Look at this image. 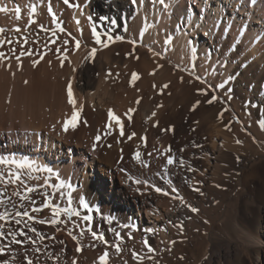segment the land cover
Masks as SVG:
<instances>
[{"label": "bare ground", "instance_id": "bare-ground-1", "mask_svg": "<svg viewBox=\"0 0 264 264\" xmlns=\"http://www.w3.org/2000/svg\"><path fill=\"white\" fill-rule=\"evenodd\" d=\"M69 3H79L81 8L69 7L62 0H0V7L10 9L0 12V27L5 29L4 37L13 41L0 47L9 57L0 60V155L53 169L51 174L41 171L34 175L40 177V183L47 179L57 187L61 181L70 183L73 207L88 214L77 203V198H84L93 209L90 227L102 232L109 243L93 241L86 232L80 237L83 251L77 253L68 230L78 235L80 228L71 221L58 225L64 229L59 232L29 221L46 236L37 241L41 253H35L30 244L15 245L16 251L5 253L0 262L8 258L12 264H27L28 259L33 264H71L72 260L99 264L98 257L108 250L109 264H140L131 251L153 257L143 264H264V0L254 4L251 0H166L167 10L150 0ZM33 5L35 13H31ZM49 6L58 17L55 23ZM16 7L21 9L19 20ZM94 24L109 44L107 48L96 43ZM17 27L20 32L15 31ZM145 27L148 31L141 37ZM108 35L113 41H108ZM117 36L124 40H115ZM166 36L172 37L170 45L164 43ZM73 37L81 41L79 50ZM65 40L69 43L63 44ZM93 47L96 56L85 59ZM21 51L33 55L17 61L15 56ZM41 54L43 60L33 66ZM65 55L66 60L62 59ZM108 69L113 71V83L132 92L135 87L141 89L135 92L140 103L123 107L116 115L124 125V136L115 120L104 133L88 136L87 142L30 132L40 119L37 106L48 94L65 103V96L56 94L69 83L80 114L103 106L104 72ZM133 72L139 76L134 83ZM221 83L223 88L218 87ZM213 96L216 99L208 103ZM67 107L73 110L71 104ZM129 109L134 111L129 113ZM134 130L142 132L146 141L143 137L129 139ZM98 134L99 142L95 140ZM169 147L172 151L167 155L175 158L172 165L167 164L165 154ZM243 148L256 155L250 156ZM137 151L147 167L135 160ZM244 158L248 165H242ZM237 176L241 177L238 190L244 196L242 212L236 216L234 230L218 239L222 224L213 213L220 202L227 203ZM137 179L148 184H136ZM157 187L162 191L156 192ZM53 204L65 206L66 199L57 193ZM34 215L51 216V210ZM72 219L81 227L88 225L78 217ZM53 235L55 241L50 239ZM145 239L155 249L152 253L142 246ZM115 244H121L122 253H115Z\"/></svg>", "mask_w": 264, "mask_h": 264}, {"label": "snow or ice", "instance_id": "snow-or-ice-1", "mask_svg": "<svg viewBox=\"0 0 264 264\" xmlns=\"http://www.w3.org/2000/svg\"><path fill=\"white\" fill-rule=\"evenodd\" d=\"M63 4L68 5L69 7H73L76 9H80L81 5L79 3L70 4L69 0H62ZM150 2L155 5L159 3V5L163 6V9H169L170 5L166 3V0H150ZM254 4L255 0H251ZM131 3L136 4L137 0H131ZM48 12L52 13V22L55 23L58 20V17L55 12H53L52 7H48ZM10 9L8 7H0V12L7 13ZM15 11V18L19 20L21 18V9L20 7H16ZM36 12V6L33 5L31 7V13ZM30 13V15H31ZM89 19H92L89 16ZM33 24L36 21H31ZM79 23V21H77ZM113 24L116 23L115 20L112 21ZM39 27L43 29L45 32L49 31V29L44 28L43 24H40ZM59 27V26H58ZM127 27H125V31H127ZM16 32H20L21 29L17 27L15 29ZM60 32H65L64 27H59ZM148 31V28L145 27L143 31L140 33V36L143 37L144 33ZM5 29L0 27V47H3L5 43L12 44L13 41L11 39H6L4 37ZM82 34V30H81ZM52 35L56 36V32L52 31ZM71 36V33H69ZM92 35L95 37V41L97 44L102 45L104 48L109 46L104 40L101 39V34L96 31L95 24L92 28ZM107 35V34H105ZM75 43V48L77 50L81 47V41L76 39L75 37L72 38ZM109 42L113 41V37L111 35L107 36ZM115 40H124L123 36L115 37ZM27 38H25L24 43H27ZM53 44L56 43V40L52 41ZM69 41H63V44H68ZM131 43L135 44L136 41L133 40ZM164 43L166 45H170L172 43V37L166 36ZM55 51H60V49H56ZM193 53H195L196 49H192ZM13 54H15L16 50L12 49ZM97 53V49L93 47L85 59L90 57H95ZM32 52L28 51H21L18 55L15 56L17 61H20V58L23 56H32ZM44 55L41 54L39 59L33 60V66L40 63V60H43ZM68 57L67 55L63 56L62 59L66 60ZM9 59L6 56L5 52L0 51V60ZM139 59V57H136ZM11 67V65H8ZM63 66V64H62ZM139 78L138 74L133 72L131 74V81L134 83ZM199 79V77H197ZM27 83V81H25ZM164 88H167L168 85H163ZM218 87L223 88L224 84L221 83ZM67 95H68V102L73 107V112L71 117L64 121L63 123V130L67 132L70 128L75 129L77 127L78 118H79V110L76 108V100L73 98V89L71 83L67 86ZM216 97L213 96L211 99L208 100V103H212ZM139 103V100H137ZM134 109H129V113L133 112ZM109 125L108 127L111 128V121L115 120L116 123L120 126V135L124 136V125L121 122L120 118L117 117L114 112L110 109L109 110ZM127 115V113H126ZM152 115L154 116L155 113L153 112ZM129 119L131 117L129 116ZM261 127L264 128V122H261ZM107 134V133H106ZM136 133L133 132L128 137L131 139L135 136ZM146 141V137L142 138ZM95 140L99 142L101 140V135H97ZM237 143H241V141L237 140ZM111 145H109L110 147ZM93 150L97 147V144L94 143L92 145ZM172 149L169 147L166 149L165 154L170 153ZM148 155H152V153H148ZM135 160L140 162L142 166L147 167V163L141 160V153L137 151L135 153ZM175 162V158L171 155H167V164L172 165ZM47 172L51 174L53 169L47 167H41L36 164V162L31 160H26L23 158H16L14 156H2L0 155V257H3L5 253H10L16 251L13 248L15 245L24 246V245H32L34 247L35 253H41L42 249L37 245V241H44L46 239L45 234L42 231H39L35 226L31 225L29 221H36V223L40 225H50L52 226L55 231L59 232L64 230L63 228L57 227L58 225H65L68 224L70 221L72 222L73 227L80 228L79 234H74L72 230H68V236L75 242L76 247L75 251L80 253L83 251V245L81 243L80 237H83L86 232L91 234V239L93 241H99L104 245H108L109 241L105 239L104 234L97 233L93 231L90 227L91 221L93 220V216L91 213L93 209L90 207L89 203L84 198H77V203L79 206H82L83 209L87 211L88 214H82L77 207H73L74 197L72 185L70 183H66L65 181H61L59 186L57 187L54 183H49L46 179L43 183H40V177L38 175H34V173L38 172ZM123 171V169H121ZM131 179V177H129ZM32 181H36V184L31 183ZM136 184H148L147 180L141 181L139 179L135 180ZM45 189L44 191H40V189ZM68 189L65 193L63 189ZM47 189H52L51 192L47 191ZM156 192H161L162 189L157 187ZM175 191V189H173ZM199 191V189H197ZM57 193H59L60 199H66V205L61 206L59 204H53V199L57 197ZM164 195H168L167 192ZM36 196H39L41 199V203L37 206ZM42 209H50L51 216H44L42 218L34 215V213H40ZM97 211H99L97 209ZM193 212L198 211L197 208H192ZM62 216H66L67 219H61ZM73 217H78L80 220L88 222V225L81 227L80 224L73 221ZM108 223H112V219L108 218ZM127 227V225H124ZM111 231L115 233L117 237H120L121 234L116 231L115 228H112ZM147 231H152V229H147ZM51 240L55 241L56 237L53 235L50 237ZM6 241L7 243H2ZM63 245L64 241H60ZM174 243V242H173ZM94 246V245H90ZM142 246H147V252L152 253L155 251L151 246L148 245V240H143ZM64 249H62L63 251ZM114 250L116 254H120L123 251L121 244H115ZM131 255L137 260L140 261V264H143L145 260L153 259L152 256L148 255H141L139 251H131ZM15 257H12L14 260ZM59 259V257H57ZM110 254L108 250L103 251V253L98 257L99 264H109ZM0 264H12L8 258H3ZM27 264H33L32 259L27 260ZM71 264H78L76 260H72Z\"/></svg>", "mask_w": 264, "mask_h": 264}, {"label": "rangeland", "instance_id": "rangeland-1", "mask_svg": "<svg viewBox=\"0 0 264 264\" xmlns=\"http://www.w3.org/2000/svg\"><path fill=\"white\" fill-rule=\"evenodd\" d=\"M204 1L206 2V0H204ZM218 2H219V0H218ZM111 71H112L111 69H108V70H106L104 72V81L106 83L105 88H104V92H105L104 93V97L106 99L105 103L101 107L94 108L89 113L88 112L86 113L84 111L81 114H79L77 127L75 129L70 128L69 129L70 131L68 130L67 132H65L63 130V123L65 121V118H66V120H67L68 117L70 118L71 114L73 112L72 109L68 110L69 108L67 107L69 105L68 104L69 102H68V95H67V87H65L63 89L62 93H61V91H59L56 94V97H58L60 94L61 95L63 94L65 96V98H66L65 99V103H63V104L60 103L58 100L53 99V97H51L52 95L48 94L50 97L46 96V100L42 101L43 105L40 103L41 107L39 105L37 106L40 119L38 118V120L34 123L35 124V128L29 129L30 132H32V131L33 132L42 131L43 133H47V134H50V135L52 134L56 138H59L60 140H64V139L69 140V141L71 140L74 143H76L77 141L78 142L85 141L86 139H88V136L90 137L91 134L100 133V131H102L104 133L105 129L107 130L109 128L108 127V125H109V118H108L109 117V115H108L109 110L111 109L114 112L115 115H118V113H121V110H123L122 109L123 107L133 106L137 102V98H136L135 95H136V93H140V91H141V89L139 87H135L133 92H132L130 90L131 88H126V87H124V86H122L120 84L118 86L117 84L113 83L111 79L113 78L114 74H113V71L112 72ZM114 84H115V86H114ZM240 99L241 98H238V101ZM53 104H54V106H53ZM43 107H45V108H43ZM46 108H47V111H46ZM99 113H102L101 117L100 116L98 117ZM99 120H100V122H99ZM236 122L239 123L240 122L239 119H236ZM111 126H112V121H111ZM134 132L136 133V135L134 136V137H136L135 140H137V139L141 140L142 137L144 138L142 132L135 131V130H134ZM85 142H87V140ZM246 150L248 151L249 155L251 154L250 156L256 155V152H253V151H250V150L244 149V148L242 149V151H245V152H246ZM247 159H249V158L247 157ZM247 159L244 158V160L242 162V165H248V160ZM262 166H263V164H261V167ZM234 180H236V181H234ZM240 180H241V177H238V176L234 177V179H233L234 191L231 192L234 195H232L230 193L231 196H230V198L227 199V203H223L224 201L220 202L219 209H217V212L215 211V214L213 213V218L216 219V220H217V218H219L220 220L218 219L217 222L219 224H222L220 226V229H221V231H219L220 233L219 232L217 233V238L220 236L218 239H221V237L223 235H227L229 232H232L234 230L233 228H234V223H235L236 216L240 215L241 212H242V208H243V205H244V196H242V194H240V192L238 190L239 189V185H240ZM235 188H236V190H235ZM44 190L45 189H43V188L40 189V191H44ZM36 200H37V205H38L40 203L41 199H40L39 196H36ZM225 202H226V200H225ZM218 210H220L219 213H218ZM221 220H222V222H221ZM223 223H224V225H223ZM34 224H33V226H34ZM35 227H37L36 224H35ZM201 228H204V227L202 226ZM37 229L38 230H42V229H40L38 227H37Z\"/></svg>", "mask_w": 264, "mask_h": 264}]
</instances>
